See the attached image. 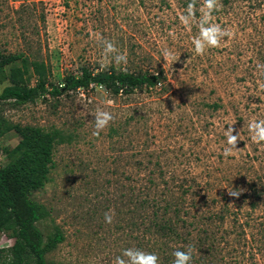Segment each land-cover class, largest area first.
Returning <instances> with one entry per match:
<instances>
[{"label": "rangeland", "instance_id": "1", "mask_svg": "<svg viewBox=\"0 0 264 264\" xmlns=\"http://www.w3.org/2000/svg\"><path fill=\"white\" fill-rule=\"evenodd\" d=\"M186 1L145 0L140 6L138 0H0V56L43 61L52 83L68 73L78 74L82 67L97 71L112 65L159 69L165 77V90L157 86L129 96L112 97L90 86L25 104L0 102L5 130L0 135V167L10 161L8 152L19 140L13 126L62 134L53 149L48 181L31 196L40 207L37 226L43 236L56 231L63 236L45 254L47 264H112L125 248L146 251V239H136L139 232L128 227L130 206L118 203V186L127 193V177L137 178L132 166L138 161L160 160L172 175L207 179L216 194L222 185L226 191L240 189L239 178L264 174V143L254 142L248 130L252 119H264V75L257 71V63H264V0H234L230 6L219 2L213 22L231 35L203 55H197L191 43L199 34L203 0H196L190 30L179 19ZM94 33L114 41L126 53L127 63L105 66L103 46ZM166 49L178 60H165ZM7 84L1 81L0 91ZM213 103L220 107L213 110ZM97 108L110 111L114 119L94 136ZM111 126L120 129L113 141L107 138ZM228 127L234 135L240 133L239 151L225 156ZM110 209L115 216L106 224L104 214ZM255 214L259 219L262 210ZM251 232L253 239L247 240L255 258L245 264H264V230L255 227ZM12 244L8 234L0 235V251ZM9 259V253L0 252V264Z\"/></svg>", "mask_w": 264, "mask_h": 264}, {"label": "trees", "instance_id": "2", "mask_svg": "<svg viewBox=\"0 0 264 264\" xmlns=\"http://www.w3.org/2000/svg\"><path fill=\"white\" fill-rule=\"evenodd\" d=\"M144 1L138 0L140 6ZM233 1L219 0L222 6H230ZM50 76L43 61L29 63L21 55L0 56V82L8 83L0 91V102L25 104L45 96L86 91L90 86L99 87L112 97L129 96L157 86L165 90V77L159 69L127 70L112 65L92 71L82 67L78 74L68 73L57 84L50 81ZM219 107L217 103L211 106L213 110ZM12 129L19 140L8 152L10 161L0 167V235L8 234L13 244L0 252L9 253L7 264H47L45 254L60 244L63 236L58 231L43 236L37 226L40 207L31 196L48 181L53 149L61 142L62 134L56 129L46 131L30 125H15ZM119 131V127L111 126L107 138L113 141ZM4 132L0 124V135ZM168 166L160 160L138 161L132 166L139 172L137 178L127 177V193L123 186L117 189L118 203L122 200L124 207L130 206L128 227L139 232L136 239H146V251L155 253L159 264H173V252L186 250L189 245L193 248L191 264L253 261L255 252L247 239H253L251 231L255 227L264 230V221L260 222L264 219V174L239 178L243 192L234 198L228 195L225 185L216 194L208 187L209 180L195 174L172 175ZM235 182L230 181V185ZM259 210L262 214L258 219L255 213Z\"/></svg>", "mask_w": 264, "mask_h": 264}, {"label": "clouds", "instance_id": "3", "mask_svg": "<svg viewBox=\"0 0 264 264\" xmlns=\"http://www.w3.org/2000/svg\"><path fill=\"white\" fill-rule=\"evenodd\" d=\"M219 0H203L200 11L202 15L198 21L199 34L192 38V45L197 55H203L209 48L219 47L221 41L225 36L231 35V33L222 28L220 24L214 23V17L212 13L217 9ZM196 0H190L186 9L180 15V21L189 28L194 21H196ZM102 46H103V60L105 66L111 64L113 61L116 64H126V53L120 52L114 41L104 39L99 34L94 33ZM163 57L165 60L176 61V56L171 50H164ZM257 71L264 75V63H257ZM260 87L264 89V81L260 83ZM108 104L114 103L112 100L107 101ZM94 117V131L93 135L98 136L111 121H113V114L102 108H97L93 114ZM248 130L251 134V139L256 143H264V119H252L248 123ZM234 129L228 127L227 131H224L226 136V147L224 148V155L229 156L237 150V143L240 141V133L233 134ZM242 189H228V195L230 197L238 198L242 194ZM115 216L114 209H110L104 214V221L106 224H111ZM193 248L191 245L186 246V250H176L173 252V264H191ZM112 264H159V257L155 253L146 252L139 248L129 247L125 248L121 255L116 256Z\"/></svg>", "mask_w": 264, "mask_h": 264}]
</instances>
